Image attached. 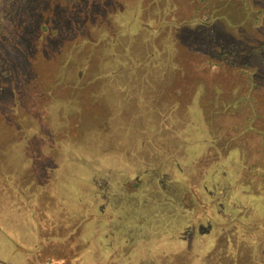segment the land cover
<instances>
[{"label": "rangeland", "instance_id": "374dc122", "mask_svg": "<svg viewBox=\"0 0 264 264\" xmlns=\"http://www.w3.org/2000/svg\"><path fill=\"white\" fill-rule=\"evenodd\" d=\"M46 18L54 35L42 37L30 61L0 82V254L6 250L9 264H264L263 194H221L220 186L208 187L200 206L212 215L198 211L186 221L183 215L174 218L165 205H142L136 211L144 218L141 242L130 206L117 207L119 199L99 200L83 180L56 169L54 159L55 144L61 146L55 140H69L66 149L79 150L69 160L78 163L71 168L76 174L91 163L140 172L155 167L172 176L175 185L169 187L179 189L186 180L200 179L210 121L226 137L233 133V141L218 147L221 158L243 154L257 172L252 160L264 163V50L255 46L264 42V0H57L44 12ZM200 44L212 62L215 58L212 66L205 65ZM106 46L120 51L128 64L117 78L138 79L140 85L125 88L130 95L122 97L121 106L99 86L107 81L108 55L98 48ZM224 51L229 56L221 58ZM85 62L90 71L84 72L78 93L56 101L52 84H75ZM247 90L254 115L242 108ZM133 100L138 110L131 109ZM188 107L192 119L184 125L174 117L182 118ZM168 125L179 134L169 130L173 136L166 137L178 148L174 163L160 131ZM157 149L167 156L163 165H154ZM236 167L241 172L242 163ZM157 187L158 196H180L163 194L162 183ZM240 195L247 211L235 220L232 208ZM239 221L256 222L259 230L242 240L247 227L238 230ZM21 258L26 260L18 262Z\"/></svg>", "mask_w": 264, "mask_h": 264}, {"label": "flooded vegetation", "instance_id": "af4514ba", "mask_svg": "<svg viewBox=\"0 0 264 264\" xmlns=\"http://www.w3.org/2000/svg\"><path fill=\"white\" fill-rule=\"evenodd\" d=\"M146 28L147 27H145V29ZM147 29L151 31V28H147ZM110 47L112 48L113 45L110 44ZM98 49L101 52L100 54L108 55V62L105 61L104 63L106 67L108 66L107 67L108 73H106L107 81H106V84L102 85L100 83L99 86L103 88L102 91H104V93L108 94L111 98L116 100L118 105L121 106V103H123L122 97L125 95H130L129 93H126L125 90L127 88L137 89V87H140V85L138 86V81H137L138 79H134L133 81L131 80L132 82L129 81L128 79H125L124 81H121L120 79H118L117 77H118V73L120 69L125 66H128V64L125 65V63H123L121 59L119 58L121 56V52L119 51L118 53H116L111 50L109 52L107 46L106 48L99 47ZM114 58L116 60L117 59H120V60H118V62L116 60H115L116 62H112ZM132 64L134 65V69L137 70L138 65L134 63ZM82 65L83 67L81 69H78L75 73L76 79L75 80L73 79L75 84H71L70 82L64 81V80L57 82L56 84H52L51 87L55 91L54 95H56L55 97L56 101L64 102L69 98V96H71V94L74 96L75 95L74 93H78V86H79L78 84L81 82L82 78H84V72L86 71V69L90 71V69L86 65V62L83 63ZM155 65L156 63H153V67ZM165 68L166 67H164L163 69L164 72H166ZM251 80L252 79H250V81ZM155 81L156 80L152 79L151 80L152 84H155ZM164 82H166V80L161 81L160 83H164ZM199 92L201 94L203 93V90L199 89ZM137 93L139 94L138 91ZM250 93L251 91L247 90L246 93L244 94L245 103L252 101V98L250 97ZM197 97H199V95ZM124 99H128V98H124ZM245 103H242V108H244V110L246 107ZM131 109L138 110V108L136 107L135 100H133ZM188 110H189V107L187 109V113L182 118L180 116L178 118L176 117L174 118L181 120L180 122L186 125V122L192 119L191 117L192 115ZM172 111H174V108L170 107L169 112H172ZM169 115H171V113H169ZM171 118L174 119L173 117L170 116L169 119ZM159 119H160L159 117L158 119H155L156 120L155 122L157 123V120ZM205 126L207 127L206 128L207 134L204 135L203 138H204V142L206 141L204 146L206 145L207 148L206 147L205 148L207 152L201 158L200 165L198 167L199 169H201L200 179L196 180V177H195L194 179L191 180V182L186 180V182L183 183L179 189L173 190L171 187H169V185H175L173 181H171L172 176L170 174L164 175L163 174L164 169L159 168V170L157 171L155 170L157 169L155 167H153V170L151 169L150 171H145V172L144 171L140 172L139 170L133 169V168L132 169L131 168L117 169V170H114V169L110 170L107 168L98 169L97 167L93 165V163L89 164L88 162L89 160H86V164H89L87 168L84 166V168L80 169L78 173L76 174L74 173L73 170L71 171V168L77 167L76 164L78 163H75V162L71 163V161L69 160L72 159L70 155L74 151H79V150L74 147L67 150L66 145L67 143H70L69 140L67 141L55 140V142L61 143V146L55 144V158L54 159L57 160L56 169L58 167H59V170L61 168H64L66 172H71L70 177H72V179L77 180V181L83 180L82 181L83 186L86 185V187L84 188L88 190L90 194H91V190H93L95 193H93L92 191V194H97L96 196L99 198V200L119 199L120 202L116 204L118 205L117 207L123 206V205L130 206L131 211L135 213V215H133L134 216L133 218L135 220L134 219L133 220L135 221L136 224H138V226H140V229L137 231V235L142 234V239L140 235L141 242L146 240L145 237L143 236L144 230L142 228V224H144V221H143L144 218L143 219L141 218L143 214L140 217V215L137 214L136 211L140 209L142 205L144 207L146 204L147 207H150L151 206L150 204L153 205L155 204V202H156L155 205H158V206L165 205L174 218L176 217L175 214H178L181 216L183 215L185 217V221L187 218H189L188 220H194V216L197 214L198 211H200L203 216L204 215L211 216L212 214H209L208 210L205 208L203 209L202 206H200V204L202 203L203 195L209 194V192L206 193L205 191H208L210 187H213L216 189V185L218 187L219 186L221 187L222 189V191L220 192L221 194H230V195L231 194L233 195L252 194L253 196H257L259 198H260L259 194H263V197L261 199L264 201V176L262 175L264 174V170L262 169V166L264 163L258 162L257 160H252L256 163V165H258V171L260 170V173H258V171L253 172L252 170H250V167H249L250 162L248 163L246 162V158L244 157L243 154H242V159L237 158L234 160L231 159V161H229V156H228V159L221 158V155H219L218 153L219 151L218 147L219 145L227 146L228 144L226 143V141L227 142L229 140L233 141V137H232L233 133L229 134L231 136L226 137V135H223V132L219 133L218 128L215 127L212 123H210V121H208V123H206ZM166 127H168L167 130L163 128L160 131L163 133L165 137V142H167L166 145H168L169 148H172L173 150L171 154L169 153L170 154L169 160H171L172 163H174L175 161H173V159H177L174 157V152L176 153L178 148L175 145L171 146V138L167 139L166 137L170 135L173 136L172 133L177 134V131H175L174 129L176 128L175 127L173 128L171 125L170 126L168 125ZM169 130L172 131V133H168ZM150 134L152 133L150 132ZM220 136H225L227 140H221ZM201 142L203 143L202 140ZM182 148L184 149L187 147L183 146ZM160 150L159 149L156 150V152H158V155L156 154L157 161H155L156 164L154 165H157V162L159 161H161L159 165L167 161V156L163 157V154L160 152ZM89 151H94V150H91L86 147V152H89ZM231 151L234 152V149H232ZM208 152L210 153V158H208V154H209ZM58 156L59 158H57ZM177 161L179 162L178 164H182L180 159H178ZM224 161H226L227 163ZM223 163H226V164L224 165ZM241 163H242L241 172L239 171L237 167H236L237 169L235 170V164H241ZM181 173L184 174L183 176L184 178H186L185 172H181ZM219 176H221L222 180H218ZM162 177H164V180L162 179ZM230 180L232 181V184H230ZM199 182L201 185L199 184ZM160 183H162L163 188H165V192L163 194L175 193V194H180V196L178 198L173 197L171 195L158 196L157 194L159 193L156 190L158 188L157 186ZM78 184L80 185V183ZM157 198L160 199V202L157 201L158 200ZM237 202L238 203L232 208L233 210L232 214H234V210L235 212H237V214H235V220H237L238 218H241V216L244 215L245 212L247 211V208L244 207L245 202H242V196L237 198ZM109 204L111 205L110 201H109ZM209 204H211V201L209 202ZM125 207L123 209H125ZM148 217L150 218V216ZM148 217L146 218V220L149 219ZM228 225H230V223H228ZM241 225H242V221H239V226ZM245 225H242V227H244ZM215 226L217 227L216 229L218 230L219 225L217 224ZM256 226L257 228L255 229L253 228V231L259 230V226L258 225ZM205 229L210 230L214 228L211 227L210 225H207ZM199 233L202 234L201 232ZM206 233L207 231L202 235H205ZM213 235L216 238V234L213 233ZM215 238L213 239L215 240ZM137 246H139V244ZM214 249L216 250V248Z\"/></svg>", "mask_w": 264, "mask_h": 264}, {"label": "trees", "instance_id": "16d2710c", "mask_svg": "<svg viewBox=\"0 0 264 264\" xmlns=\"http://www.w3.org/2000/svg\"><path fill=\"white\" fill-rule=\"evenodd\" d=\"M52 1L57 0H0V82L4 81L9 75L18 73L21 68L18 69L17 66L22 67L24 65L20 64L21 62L27 63L28 58L30 61V54L37 53L42 37L54 35V29L47 22V18L44 19V12L51 7ZM62 1L72 2L74 0ZM257 13L258 16L261 15L260 11ZM207 15H210V13L205 14L207 18H210ZM207 25L208 23L205 24V27ZM199 32H201V29ZM255 47L258 50H264V42ZM200 48L203 55L204 53L206 55L204 58L205 65L212 66L215 63V58L213 57L212 62L211 54L204 52L206 49L205 44H200ZM227 53L226 51L221 52V58L225 57ZM17 78L18 76H15V79ZM250 86L253 87L251 84ZM245 105V110L254 115V109L256 110L254 100L245 103ZM236 222L234 226L241 230ZM255 225L256 222L244 226L247 228L246 231L242 232V240H244L243 234L252 235ZM244 227L242 228L244 229Z\"/></svg>", "mask_w": 264, "mask_h": 264}, {"label": "crops", "instance_id": "0c3cea01", "mask_svg": "<svg viewBox=\"0 0 264 264\" xmlns=\"http://www.w3.org/2000/svg\"><path fill=\"white\" fill-rule=\"evenodd\" d=\"M1 246V245H0ZM5 249H4V251L0 254V263H3V264H9L10 262H11V259L8 257V258H6V257H4V253H5ZM1 252V251H0ZM9 255V254H8ZM7 259V260H6ZM23 260H26V259H19V261L18 262H24Z\"/></svg>", "mask_w": 264, "mask_h": 264}]
</instances>
